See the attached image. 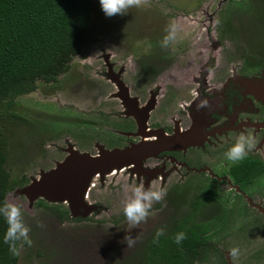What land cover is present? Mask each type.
I'll list each match as a JSON object with an SVG mask.
<instances>
[{"label":"rangeland","instance_id":"rangeland-1","mask_svg":"<svg viewBox=\"0 0 264 264\" xmlns=\"http://www.w3.org/2000/svg\"><path fill=\"white\" fill-rule=\"evenodd\" d=\"M226 1L147 0L142 7L129 8L124 15L106 17L99 0H92L91 23L79 52L71 58L69 70L59 76L55 84H38L34 91L17 100L18 110L27 111L32 117L41 118L43 113V117L47 115L58 117L60 129L54 137L46 134L42 145L38 143L33 145L23 160L17 159L20 162L12 165L11 172L17 175L24 174L29 182L30 179L38 177L39 171H46L55 162L63 159L64 150L68 145L80 152L95 151L94 142L101 141L95 139L96 135L91 132L88 124L87 127L65 125L74 121L73 115L70 114L84 115L82 120L96 124L114 120L112 117H105L111 112L117 113L119 108L117 100L111 96L115 89L108 81L110 75L107 71H110V68L112 73H115L122 64L127 66L128 69L124 67V74L121 73L120 77L125 83L134 86L139 84L134 82L130 62L147 61L150 55L155 57L157 54L163 55L172 60V64L161 74L159 73L162 68L157 69L153 65L156 71L161 70L158 73L159 77L167 80L170 85L178 81L173 78L178 74L195 78L205 71L207 76L219 79L228 70L230 59L234 60L231 67L235 69L238 62L237 54L232 53L230 56L228 45L221 48L215 40V29L221 26L223 17L229 18V27L236 30L237 43L241 44V47L246 46L250 35L253 47L259 46L257 42H263L264 34L263 37L260 35L259 40L258 36L253 37L258 32L256 25H253V19L256 17L236 11L230 15L224 14L223 7ZM260 10L264 13L263 9ZM170 29L174 30V39L167 47H163V38L169 34ZM210 36L213 42L209 41ZM258 52L264 57L262 48H259ZM185 58L189 61L187 70L178 71L176 66L186 69L183 66ZM184 81L186 80L183 78L179 83ZM182 86L184 85L177 86L180 89L175 92V102H181L187 94ZM167 92L170 94L173 90L170 88ZM168 97L166 95V98ZM162 111L163 106L157 107L151 113L150 119L157 123L163 122L162 118L169 110ZM77 131L82 132L81 138L87 136L90 138H87L86 142L83 139L79 140L74 136ZM128 185L121 173L107 176L102 187L95 182L86 196V202L94 206V209L83 218L76 217L78 221L72 220L70 216L67 220H59L46 210L36 208L37 199L29 205L27 198L16 192L20 188L8 193L5 201L21 206L25 223L31 228L30 238L33 241L27 251L21 252L17 264H132V259L136 258L153 229L159 228L156 226L160 224H166L172 218L177 219L178 215H172L173 211L179 212L182 209L181 213L184 212L183 208L189 196L184 197L178 193L176 196L165 198L164 201H168L169 204H165L164 201L155 203L147 222L128 233L127 221L122 219V201ZM38 222L43 223L45 227H38ZM263 227L264 219L255 218L251 222L246 221L231 228L229 245L227 248L221 243L220 245L228 253L232 248H238L239 255L229 256L228 264H242L243 259L247 261L250 255L264 248L262 246L264 241L260 239L261 233H257ZM128 234L139 237L135 247L127 248L123 242L124 236ZM255 264H264V259L262 261L258 259Z\"/></svg>","mask_w":264,"mask_h":264},{"label":"flooded vegetation","instance_id":"flooded-vegetation-1","mask_svg":"<svg viewBox=\"0 0 264 264\" xmlns=\"http://www.w3.org/2000/svg\"><path fill=\"white\" fill-rule=\"evenodd\" d=\"M258 1L249 0L256 10L259 9L258 18L253 19V25H256L258 32L254 34L255 36L252 35L254 38L258 36L259 40L260 35L263 37L264 34V13L260 12V8L264 12V0H261L260 4ZM215 31V40L221 48L228 45L230 56L232 53L238 56L236 68L232 69L234 60L230 59L228 70L219 79L207 76L205 71L195 78L178 74L173 77L178 81L170 85L167 80L160 78L159 74L172 64V60L158 54L157 57L150 55L147 61L130 62L134 82L139 84L136 86L125 83L120 77L124 67L128 69L127 66L122 64L115 73H112L110 68V71H107L110 75L108 81L115 89L111 96L117 100L119 108L117 113L111 112L112 114L107 116L103 114L106 118L112 117L114 120H105V123L96 124L98 127L102 126L100 127L102 135L105 134L102 138L95 136V139L102 143L94 142L95 151L93 153L84 151V153L94 156L97 146L104 150H123L142 141L157 140V143H161L154 154L142 158L137 166L124 164L101 176H92L88 183L87 194L94 187L95 182L102 187L107 176L121 173L129 185L143 183L145 188L152 185L165 188L167 198L178 193L184 197L189 196L185 208L182 207L183 213H181L182 209L179 212L173 211L172 215H178L177 219L172 218L166 224L156 227H164L166 231L173 223L190 216L192 223L207 228L206 232L199 234L201 241L206 243L205 259L209 260V264H215L218 256L222 259V264H228L230 255L225 248L230 243L231 228L246 221L251 222L255 218L264 219V214L256 208L258 206L264 210V169H261L251 180L236 170V165L241 166L246 160H255L264 167V57L258 52V49L262 48L264 53V38L262 43L257 42L259 46L253 47L250 35L247 41L245 39L246 46L241 47V44L237 43L235 29L231 27L224 29L220 26ZM209 41L213 42L211 36ZM183 60L186 69L176 66L178 71H186L189 66L187 58ZM153 65L157 69L161 67L162 71H156ZM183 78L186 81L179 83ZM118 84L124 90H120ZM181 85H184L182 87L187 94L178 103L174 101L175 92L180 89L177 86L181 87ZM169 87L173 93L167 92ZM120 91L126 92L128 98H134L136 109L149 108L144 129L138 130L135 118L125 114L126 109L118 97ZM166 95L169 97L166 98ZM205 99L209 107L198 110L197 105ZM160 106H163L162 112L168 110L169 112L163 116V122L157 123L150 117L154 109ZM241 131L250 133L255 143L244 160L233 164L224 154L236 142ZM189 133L190 136L193 134L190 140ZM177 134L185 136L181 144L172 145L164 140H158ZM84 140L86 142L87 138ZM235 172L238 174L236 175ZM193 200H196L195 209L190 206ZM165 204H169L168 201ZM122 219H126L123 213ZM188 222L185 221L186 224ZM157 229H153L144 244ZM257 233H261L260 239L264 241V227ZM144 244L136 258L132 259V264H141ZM258 259L260 261L264 259V248L250 255L247 261L243 259L244 262L241 263L255 264Z\"/></svg>","mask_w":264,"mask_h":264},{"label":"trees","instance_id":"trees-1","mask_svg":"<svg viewBox=\"0 0 264 264\" xmlns=\"http://www.w3.org/2000/svg\"><path fill=\"white\" fill-rule=\"evenodd\" d=\"M223 10L226 15L233 11L256 18L259 15L249 0H227ZM92 13V0H0V206L6 202L8 193L28 183L24 174L11 172L12 165L23 160L33 145L41 146L46 134L54 137L60 129L58 117H43L44 113L41 118L32 117L29 112L18 110L17 100L34 91L38 84H55L59 76L66 74L71 58L82 46ZM228 23L229 19L223 17L221 28L230 29ZM70 115L74 121L65 126L87 127L88 124L96 138L105 135L96 123L82 120L84 115ZM81 135V131L74 134L79 140L90 138ZM236 167L249 180L264 169L255 160H246ZM190 206L195 209L196 200ZM35 207L59 220L69 219L62 204L37 199ZM6 228V221L0 216V264H17L20 256L13 257L3 241ZM181 231L187 239L178 245L174 237ZM204 231L206 227L192 223L187 216L173 223L158 243H153L156 232L153 233L142 249L141 264H209L205 259L206 243L199 237ZM27 249L25 244L23 250ZM216 257L215 264H222V259Z\"/></svg>","mask_w":264,"mask_h":264},{"label":"water","instance_id":"water-1","mask_svg":"<svg viewBox=\"0 0 264 264\" xmlns=\"http://www.w3.org/2000/svg\"><path fill=\"white\" fill-rule=\"evenodd\" d=\"M120 90H124L120 87ZM124 92V91H123ZM120 101L123 103L126 115H132L135 118L138 130L144 129L146 113L148 107L143 109L135 108L134 98H128L125 93H118ZM138 133V131H137ZM154 134V133H152ZM188 134V139L192 138ZM158 137V135H157ZM181 134L173 137H164L158 139L166 143L181 144L183 142ZM161 143L156 141L139 142L138 144L123 150L113 149L104 150L97 146V152L91 156L84 152H77L71 145L64 150L65 156L60 161L46 170L39 171L37 178H32L16 192L23 194L29 203L35 199H42L50 204H62L66 207L68 215L72 218H83L94 206L86 202L88 183L92 176L105 174L113 168H119L124 164L139 165V161L147 155L154 154ZM256 208L264 214V210L258 206Z\"/></svg>","mask_w":264,"mask_h":264},{"label":"clouds","instance_id":"clouds-1","mask_svg":"<svg viewBox=\"0 0 264 264\" xmlns=\"http://www.w3.org/2000/svg\"><path fill=\"white\" fill-rule=\"evenodd\" d=\"M146 3L147 0H99L101 10L106 17L124 15L129 8H139ZM174 35V30L170 29L169 34L163 38L162 46L167 47L168 43L174 39ZM207 107H209V103L206 99L201 100L197 105L198 110ZM254 143V137L250 133L246 134L241 131L237 136L236 142L225 152V158L233 164L244 160ZM166 196L167 190L163 187L145 188L143 183L126 186L122 210L128 224L127 232L130 233L132 229L138 228L142 223H146L153 205L164 201ZM0 216H3L7 225L3 241L8 245L11 255L19 257L25 244L28 246L33 244L30 238L31 228L25 223L21 206L5 202L3 206H0ZM38 227L43 228L45 225L38 222ZM164 235V227L157 229L153 243H158L160 237ZM185 239H187L185 232H177L174 237V243L179 245ZM123 242L126 243L127 248H132L139 242V237H133L128 234L124 236ZM229 255L230 257H237L239 249L232 248Z\"/></svg>","mask_w":264,"mask_h":264}]
</instances>
